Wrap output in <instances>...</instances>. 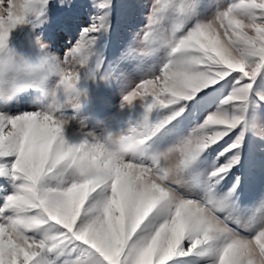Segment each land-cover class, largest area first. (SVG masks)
Listing matches in <instances>:
<instances>
[{"label": "snow or ice", "instance_id": "6c2138e0", "mask_svg": "<svg viewBox=\"0 0 264 264\" xmlns=\"http://www.w3.org/2000/svg\"><path fill=\"white\" fill-rule=\"evenodd\" d=\"M48 3L0 0V53L11 54L8 59L0 56V104L27 96L32 109L14 115L0 111V177L12 183V191L0 202V264H55L36 258L65 240L82 242L85 254L73 251L62 264H167L201 246L206 247L199 255L210 257L206 264H264V193L242 199L238 175L231 186L221 184L241 162L246 132L255 141L253 159L264 164V112L248 115L254 95L264 103L254 89L264 72V0H222L206 20L193 19L200 0H151L142 35L105 71L108 80L127 89L122 108L142 102L143 114L131 132L142 137L147 153L157 154V163L118 162L87 189L80 187L74 162L84 155L95 158L97 141L105 138L89 131L69 142L62 110L69 103L74 110L79 106L81 69L95 45L94 34L106 32L110 25L112 0H94L97 13L62 57L48 53L34 36L31 42L42 50L40 59L33 63L21 57L17 62L8 49L10 32L30 18L42 22ZM169 10L176 16L165 31L161 25ZM161 48L166 49V59L159 70L130 84L121 65ZM102 63L103 58L97 60V70ZM233 72L237 75L229 93L187 135L164 147L151 143L185 111L189 99L195 97V103L207 95L202 90L215 91L211 86L219 87L218 82ZM53 76L69 100L59 101L51 112L36 111ZM154 109L167 111L153 121ZM229 134L231 142L217 153L206 176L193 168L201 153ZM228 153L220 163L218 158ZM172 154L175 163L162 167ZM93 193L96 198L89 201ZM82 206L84 218L78 222ZM156 208L164 214L163 221L138 235ZM49 221L61 227L53 235L38 237L39 226Z\"/></svg>", "mask_w": 264, "mask_h": 264}, {"label": "rangeland", "instance_id": "374dc122", "mask_svg": "<svg viewBox=\"0 0 264 264\" xmlns=\"http://www.w3.org/2000/svg\"><path fill=\"white\" fill-rule=\"evenodd\" d=\"M222 0H200V9L198 15L193 19H208L216 11V5ZM151 0H112L110 25L107 31L101 30L95 33L97 39L93 46L88 61L81 69L80 80L78 82L79 95L77 97L78 107L74 110L70 103L63 108V113L67 117V124L64 125L63 132L65 139L69 142L77 141L81 138L82 132H93L96 135L104 137L107 143H135L142 151V137L133 136L131 129L136 120L140 119L143 114V104L136 101L131 106H120L121 97L127 91L118 82H112L107 79L106 69L110 63L115 60L120 53L126 49L135 40L139 39L147 24V15ZM97 13L94 7V0H49L45 17L42 22L36 20L29 21L23 25L17 26L9 34L8 49L17 56H21L30 62H38L42 50L35 47L31 39L39 36L42 43L47 46L48 53H54L62 57L64 50L71 46L80 36L81 29L91 23V17ZM174 10H169L161 25L162 29L167 31L175 19ZM192 21H189V26ZM166 49L161 48L159 51L146 57H137L134 60L125 62L121 67L125 71V78L130 84H135L146 76L159 70L160 66L166 59ZM3 53H0L2 55ZM103 58V63L99 70L96 69L97 60ZM237 73L233 72L231 77L225 78L218 82L219 87L215 91L208 92L207 95L200 96L199 100L193 103L189 99L185 111L176 119L172 120L152 138L151 143L164 147L171 142H175L180 137L189 133L197 124L202 122L206 115L213 111L222 96H226L231 87L232 81ZM104 77V78H102ZM55 77H51L49 83ZM255 92L264 96V72L260 73L254 84ZM199 96V93H197ZM61 102L64 101L62 91L58 92ZM7 111L8 114L14 115L25 110H32L27 96H21L19 99L8 101L0 104V111ZM253 110L264 112V103L254 98L249 105L248 115L251 116ZM166 109H154L150 116L153 121L160 119ZM246 121L241 126H245ZM237 128V131L239 130ZM232 134L225 136L217 143L212 144L198 157L193 165L206 176L217 160V153L228 143L231 142ZM255 141L254 138L245 133V143L241 150V162L234 166L225 176L221 184L224 188L231 186L233 180L238 175L241 178L240 192L242 199L251 200L259 197L264 193V164L253 159L252 151ZM219 157L220 163H223L227 156ZM93 159H96L93 158ZM196 190V186H191ZM12 191V183L4 177H0V202L5 193ZM179 191H184L179 189ZM110 195V189L108 190ZM96 193L89 197V201L96 198ZM88 202L86 201V204ZM84 218V207L82 206L79 220ZM164 214L159 208L153 210L146 217L145 221L137 230L139 235L146 232L149 227L155 223L162 222ZM61 226L53 221L39 226L37 236L55 234ZM206 247V246H201ZM201 247H198L188 256H176L169 260L167 264H206L210 257L200 256ZM73 251L79 255L85 254V247L82 242L62 241L52 249H45L36 260L42 258L48 261H55V264H62Z\"/></svg>", "mask_w": 264, "mask_h": 264}, {"label": "clouds", "instance_id": "9594fccd", "mask_svg": "<svg viewBox=\"0 0 264 264\" xmlns=\"http://www.w3.org/2000/svg\"><path fill=\"white\" fill-rule=\"evenodd\" d=\"M11 54L3 52L2 55L8 59ZM17 62H20L21 56L13 57ZM50 80V79H49ZM47 86L41 93L39 100L36 103L35 110L40 112H51L54 106L60 101L58 92L62 91L59 87L58 80L52 79L51 82H46ZM69 98L64 96V101ZM99 151L96 153V159L89 158L87 155L82 156L74 162V170L80 178V187L87 189L93 185L98 178L103 176L109 167L116 163H131L132 161L145 160L147 163L156 164L157 154L147 153L135 143H120L110 144L105 140H98ZM175 154L169 155L167 163L162 164V167H167L175 163ZM135 223V221H134Z\"/></svg>", "mask_w": 264, "mask_h": 264}]
</instances>
